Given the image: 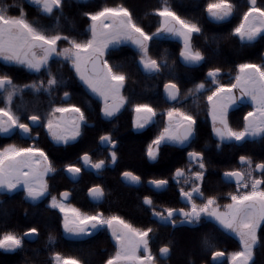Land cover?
Masks as SVG:
<instances>
[{
	"label": "snow or ice",
	"instance_id": "obj_1",
	"mask_svg": "<svg viewBox=\"0 0 264 264\" xmlns=\"http://www.w3.org/2000/svg\"><path fill=\"white\" fill-rule=\"evenodd\" d=\"M33 2L50 16L54 14V9L63 8V0ZM206 11L209 17L217 22L239 14L237 5L231 0H213L207 4ZM83 15L90 23L86 34L77 37L55 29H41L30 23L22 11L18 16H10L0 9V59L6 64L23 66L35 73L42 70L46 73V79L41 78L38 82L25 85L15 84L7 74L0 75V133L10 134L18 130L21 134L30 135L32 126L37 125L46 128L56 143L63 144L75 141L81 135V126L87 123V118L85 112L75 104L66 103L51 107L43 116L35 112L23 113L14 110V97L21 95L22 98L25 89H31L34 93L43 91L51 97L58 84L57 77L51 71L50 62L53 59L68 63L78 81L101 99V112L105 118L114 117L128 102L123 93L127 74L110 61L111 48L130 43L137 49L139 63L144 70L150 73L159 72L161 64L150 56V42L168 34L182 40L183 47L179 55L185 64L198 65L205 60L202 52L194 50L192 46L193 34L201 33L202 28L197 23L182 18L166 3L156 10L161 22L155 32L146 31L134 19L132 12L123 5H105L99 10L85 12ZM232 34L241 41L249 42L264 34V0L260 4L257 0H247V8ZM221 71L219 67L209 69L205 81L195 84L185 93V96H195L196 93L207 92L212 132L218 138L217 147L226 141L239 143L249 137H264V62L239 63L236 65L234 82L228 84L220 82ZM164 90L170 101L179 100L181 90L177 83H165ZM69 96L70 93L65 91V99ZM244 99L251 102V109L243 116L242 127L235 129L229 122V110ZM134 111V127L137 130L145 128L156 116L155 109L148 103H136ZM64 114H69L71 118H65ZM164 115L167 118L166 126L147 148V157L153 162L157 160L162 145H185L196 132L195 116L180 107L173 105ZM100 142L111 145V163L115 164L117 142L110 135L100 136ZM187 157L198 165V170L192 171L189 168L191 187L179 189L186 207L166 208L163 212L153 208L152 214L173 227L177 223L197 224L202 218L214 221L239 240V250L230 254L229 264H250L253 250L261 242V234H264V161L254 162L251 157L241 155L239 164L242 168L223 173L226 179L235 181L236 190L228 193L230 202L221 206L216 195H206L202 189L206 171L203 153L192 150L187 153ZM81 160L84 166L98 171L106 164L104 159L93 162L88 153H85ZM65 170L75 177L82 169L69 164ZM56 171L54 163L43 149L34 145H8L0 150V193H11L22 186L26 199L38 201L50 196L46 177ZM184 176L185 169L177 168L172 178L179 184L180 178ZM123 177L134 183L141 180L130 171H124ZM150 183L156 189H162L169 181L161 178L153 179ZM69 195L70 193L65 191L60 193V199L51 196L49 201L50 208L58 209L63 214L62 225L65 234L83 237L91 236L97 230L107 229L115 241L116 251L104 264H122L125 261H131L132 264H156L157 257L152 254L150 247V233L153 231L151 227H137L117 214L106 216L103 212H82L65 203ZM89 195L98 200L104 193L96 186L89 189ZM143 203L151 208L153 199L145 196ZM177 215L181 217L179 221L176 219ZM37 235L36 227L27 229L22 235L5 231L0 235V250L15 252L22 249L25 238L31 239ZM54 239L49 237L50 242H54ZM204 245L207 248L214 247L207 238ZM169 253V246L159 248L160 257L166 258ZM224 255L223 251H212V261L215 262ZM51 259L52 264H82L79 258L65 257L59 252H53Z\"/></svg>",
	"mask_w": 264,
	"mask_h": 264
},
{
	"label": "flooded vegetation",
	"instance_id": "obj_2",
	"mask_svg": "<svg viewBox=\"0 0 264 264\" xmlns=\"http://www.w3.org/2000/svg\"><path fill=\"white\" fill-rule=\"evenodd\" d=\"M20 1L22 4L17 3L9 5V7H13L18 11V14L14 13V15L10 16H18L21 11L25 15V8L28 7L32 12L38 11L40 15L50 17V15L44 13L42 8L34 3L33 0ZM64 1L65 0H63V2ZM76 1L85 2L81 0ZM171 1L173 5L169 7L182 18L185 17L179 13L176 7L180 9L191 7L197 11L200 8L201 10L204 9V20L201 23H205V26L198 24L202 28V32L193 34L192 37L193 49L202 52L205 56L204 61L198 65L185 64L179 55L183 47L181 40L178 37L164 34L159 39L150 42V56L157 59L161 64L160 70L159 72L146 73L139 65V56L135 46L130 43L123 46L130 47V53L136 55V64L140 70L147 75L153 76L156 89L158 88V82L164 78H167L168 82L177 83L181 90L178 101H170L167 99L164 93V84L160 93L163 101L162 103L159 100L155 102L156 107H154V109L156 111V116L145 128L137 130L134 127V121L136 119L134 106L130 105L129 97L126 94L132 92L127 90L126 83L123 93L128 98V102L114 117L105 118L101 112L103 106L101 99L93 95L78 81L68 63L53 59V61L50 62L51 71L57 77L58 84L52 91L51 97L43 91L34 93L31 89H25L22 98L21 95L14 97V110L23 113L35 112L43 116L51 107L61 106L66 103L75 104L85 112L87 118V123L81 126V135L77 137L75 141H70L68 144L56 143L48 134L46 128L33 125V130L30 135L21 134L18 130L10 134L0 133V150L11 144L21 147L34 145L43 149L54 163L57 171L50 173L46 177L49 183L50 196L43 197L37 203L33 204H40L50 208L49 201L51 196H56L60 199V193L67 191L70 195L65 203L71 204L88 214L103 212L107 216L112 215L111 212L113 210L120 209V197L122 192H129V194H132L131 196L136 198L139 202L140 210L139 213L136 214L138 227H151L153 229L152 233H150V247L152 254L157 257L156 264H177L174 258L180 259L182 264H229L230 254L239 250L240 247L239 240L233 233L223 230L214 221L207 218H202L197 224L177 223V225L173 227L170 223L162 221L154 216L152 214V209L154 208L156 211L163 212L166 208L179 209L186 207V202L180 196L179 189L180 187H191L188 169L190 168L192 171L198 170V165L194 161H190L187 157L189 151L196 150L203 153L206 171L202 189L206 195H216L218 203L221 206L230 202L228 193L235 192L236 190L235 181L226 179L223 173L225 171L242 168L239 164V157L241 155L251 157L254 162L264 161V137H249L246 138L245 141L239 143L235 141H226L221 143L218 148V138L212 132V120L209 115V107L206 99L207 92L196 93L195 96H185L188 89L192 88L197 83L205 81L208 70H201L200 72H198V70L208 62L207 51L216 56V60L230 67L228 71H221L220 82L223 84L234 82V77L237 74L236 65L240 63L238 58L240 55H243L242 57H247V59L242 62H254L258 64L264 62V34L251 42L247 40L241 41L239 37L232 34V30L240 23L243 13V11L238 9V6V15H234L225 21L217 22L211 19L206 11L207 4L213 2V0ZM231 2L237 5V0H231ZM0 9L8 14L9 8L3 6L1 2ZM56 10L58 9H54V12ZM154 15H156V12ZM206 23L211 25L206 26ZM159 24L160 18L159 22L154 24L151 32H155ZM67 29L66 27L55 28V30L60 33H65ZM217 37L222 38L223 43H218L217 46L216 43H211L210 45L215 48H209V42H206L205 38H212L213 40ZM243 50L247 52L246 55L243 54ZM226 55H228V57L224 58ZM3 74L10 76L17 85L31 84L34 81L38 82L41 78L46 79V73L43 70L40 73H35L25 69L23 66L6 64L0 59V75ZM175 79H177L178 82L175 81ZM190 82H193L192 86H188ZM208 83L210 84V81ZM65 91L70 93L67 99L64 97ZM134 93H136V91ZM156 93L157 99H159V91L157 90ZM50 100L52 101L51 104L49 103ZM173 105L195 116L197 120L195 135L185 145H162L158 152L157 160L154 162L150 161L147 157V148L156 135L166 126L167 118L164 114L167 109ZM250 109L251 102L248 99H244L242 102L230 108L229 122L231 126L235 129H240L243 124V116ZM57 116L59 117L60 114H57ZM64 116L68 119L71 118L69 114H64ZM127 127H129V129L126 131ZM150 127L152 130L151 139L146 140L143 138L142 134ZM102 135H110L112 139L117 142L115 147L117 160L115 164L111 163V145L101 144L100 142V136ZM136 137H138V139H136ZM129 138L135 140V145L139 148L140 164H136L135 167L141 169L143 164L149 165L150 177L147 180H144L134 170L126 167V148L131 141ZM68 147H75V149L69 162L64 164L66 157L64 153L58 152ZM85 153L89 154L93 162L104 159L106 161L105 167L98 171L90 166H84L81 157ZM52 154L53 156H51ZM69 164L81 167V172L75 177L68 174L65 167ZM177 168L185 169V176L180 178L179 184L172 178ZM124 171H130L134 175H138L141 178V184L139 186H131L124 183L122 180ZM254 175L258 176L259 173H254ZM161 178L169 181L166 187L156 189L153 185L148 186L151 180ZM185 181H188V183H185ZM96 186H99L104 193L98 200L93 199L89 195V189ZM4 193L6 194L9 192ZM11 193H21L24 199L29 201V199L25 198L23 190L13 191ZM145 196L153 199L151 208L143 203V198ZM164 214L166 215V213ZM176 219L179 221L181 217L177 215ZM101 230H105L110 235L107 229L97 230L93 234ZM261 235V242L254 248L253 258L250 264H264V234ZM64 236L69 239L78 238L69 234H64ZM205 238L214 244L213 248H207L204 245ZM165 245L170 248V253L166 258L160 257L159 255V248ZM216 250L223 251L225 255L213 262L211 253ZM181 255L184 256L181 257ZM127 264H132V262L129 261Z\"/></svg>",
	"mask_w": 264,
	"mask_h": 264
},
{
	"label": "trees",
	"instance_id": "obj_3",
	"mask_svg": "<svg viewBox=\"0 0 264 264\" xmlns=\"http://www.w3.org/2000/svg\"><path fill=\"white\" fill-rule=\"evenodd\" d=\"M257 1L258 4L262 3V0ZM0 2L3 6L9 8V15H14V13L18 14V11L13 7H9V5L22 4L20 0H0ZM165 3L168 7L173 5L171 0H89L85 2L65 0L62 10H56L50 17L40 15L38 11L32 12L26 7L25 18L41 29L66 27L68 29L63 34L82 37L86 34V29L90 23L83 13L94 12L105 5H123L132 12L134 19L146 31L151 32L154 24L159 22V17L154 15V13L158 8L165 6ZM236 3L239 10H245L246 0H237ZM176 8L185 19L205 26V23H201L204 20V9L201 10L200 8L197 11L191 7H184L185 9ZM209 25L211 24L206 23V26ZM205 41L209 42L208 47L211 49L215 48L210 45L211 43H216V46L218 43H223V39L219 37L213 40L212 38H205ZM130 51L131 48L128 46L111 49L109 51V59L127 74V90L132 92L126 93L129 97L130 105L134 106L136 103H148L154 108L156 107V101L159 100L161 103L163 101L160 93L162 86L168 82V79L164 78L160 80L158 82V88L156 89L153 76L147 75L140 70L136 64V55L130 53ZM207 53L208 62L198 72L215 67H219L225 71L229 70L230 67L216 60V56L210 54L209 51ZM246 53L243 50V54L246 55ZM242 56L240 55L238 57L240 63L247 59L246 56ZM226 57L228 55L224 56V58ZM175 81L178 82L177 79ZM192 85L193 82L188 84V86ZM157 90L159 91V99H157ZM135 91L136 93H134ZM128 129L129 127L126 128V131ZM151 133V127L147 128L142 134L143 138L146 140L151 139ZM129 139L131 141L126 148V167L134 170L144 180H147L150 177L149 165L143 164L141 169L135 167L136 164H140L139 148L135 145V140L132 138ZM74 149L75 147H68L58 152L64 153L66 157L64 164L69 162ZM131 195L129 192H122L120 209L113 210L111 214H118L138 227L136 214L140 210L139 202ZM31 227L38 229V235L33 239L25 238L22 249H18L15 252H4L0 250V264H52L51 254L53 252H59L65 257L79 258L82 264H104V261L109 256L114 255L116 251V245L105 230L98 231L88 237L66 238L62 231V217L57 210L26 201L21 193L0 194V235H3L5 231L22 235ZM50 236L55 238L54 242L49 241ZM190 248L189 250L191 251ZM183 256L181 255V257ZM174 259L177 264H182L180 259Z\"/></svg>",
	"mask_w": 264,
	"mask_h": 264
},
{
	"label": "water",
	"instance_id": "obj_4",
	"mask_svg": "<svg viewBox=\"0 0 264 264\" xmlns=\"http://www.w3.org/2000/svg\"><path fill=\"white\" fill-rule=\"evenodd\" d=\"M139 65H140V67H141V69L144 71V72H146V73H150V72H147V71H145L144 70V68H143V66L139 63ZM164 93H165V90H164ZM165 96L167 97V94L165 93ZM167 99H168V97H167ZM169 100V99H168ZM122 180H123V182L124 183H126V184H128V185H131V186H139L140 184H141V181L139 182V183H134V182H132V181H130V180H128V179H125L124 177H122ZM148 186H152V184L151 183H149L148 184ZM41 200V199H40ZM30 202H32V203H37L38 201H31V200H29ZM32 239V238H31Z\"/></svg>",
	"mask_w": 264,
	"mask_h": 264
},
{
	"label": "rangeland",
	"instance_id": "obj_5",
	"mask_svg": "<svg viewBox=\"0 0 264 264\" xmlns=\"http://www.w3.org/2000/svg\"><path fill=\"white\" fill-rule=\"evenodd\" d=\"M81 1H87V0H81ZM160 22H161V20H160ZM179 38V37H178ZM180 39V38H179ZM181 40V39H180ZM181 42H182V40H181ZM123 45H126V44H122V45H120V46H123ZM120 46H117V47H114V48H118V47H120ZM114 48H111V49H114ZM110 49V50H111ZM99 98V97H98ZM100 99V98H99ZM135 116H136V114H135ZM19 190H23V188H22V186L20 187V188H18V189H16V190H14V191H19ZM66 204H68V203H66ZM69 205H71V204H69ZM72 207H75V206H73V205H71ZM77 208V207H76ZM58 210V209H57ZM59 211V210H58ZM61 215H62V221H63V214L61 213ZM62 228H63V225H62ZM109 232V231H108ZM110 233V232H109ZM65 234V233H64ZM65 235H68V234H65ZM110 235H111V233H110ZM114 241V240H113ZM114 243H115V241H114ZM129 261H125V262H122V264H127Z\"/></svg>",
	"mask_w": 264,
	"mask_h": 264
}]
</instances>
